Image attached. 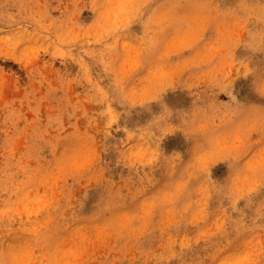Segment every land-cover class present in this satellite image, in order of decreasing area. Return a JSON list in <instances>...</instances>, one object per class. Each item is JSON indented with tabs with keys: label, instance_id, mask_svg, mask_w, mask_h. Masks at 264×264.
Segmentation results:
<instances>
[{
	"label": "rangeland",
	"instance_id": "obj_1",
	"mask_svg": "<svg viewBox=\"0 0 264 264\" xmlns=\"http://www.w3.org/2000/svg\"><path fill=\"white\" fill-rule=\"evenodd\" d=\"M264 0H0V264H264Z\"/></svg>",
	"mask_w": 264,
	"mask_h": 264
},
{
	"label": "snow or ice",
	"instance_id": "obj_2",
	"mask_svg": "<svg viewBox=\"0 0 264 264\" xmlns=\"http://www.w3.org/2000/svg\"><path fill=\"white\" fill-rule=\"evenodd\" d=\"M253 80V84L258 89H264V65H262L259 70L255 73L254 78L250 77ZM259 166L262 172H264V157L259 161Z\"/></svg>",
	"mask_w": 264,
	"mask_h": 264
}]
</instances>
